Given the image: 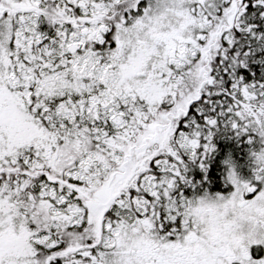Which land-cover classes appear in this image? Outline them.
Wrapping results in <instances>:
<instances>
[{
	"label": "rangeland",
	"instance_id": "rangeland-1",
	"mask_svg": "<svg viewBox=\"0 0 264 264\" xmlns=\"http://www.w3.org/2000/svg\"><path fill=\"white\" fill-rule=\"evenodd\" d=\"M25 1L28 4L27 0ZM226 1L142 0L143 4L138 10L128 15L122 24H117L116 31L113 33L101 24L86 25L78 29L77 33L74 31L76 29L68 27L65 29L70 33L69 40L61 32L60 43L58 39L56 42L48 43V40H53L49 38L54 32L52 26L48 24L47 32L35 31L41 43L46 44L42 47H39L40 43L35 38V34L29 32L37 27L31 14L16 12V27L10 22L12 15L7 16L6 29L9 32L6 30V36L14 42L11 52L18 56L40 51L45 58L43 61L19 62V67L13 66L12 63L6 64L0 81V164H9L15 162L17 157L27 156L33 150V144L37 140L47 145V136L55 146L68 149L79 144L81 135L82 155H79L78 162L66 164V167L75 168L67 175L68 179L91 183L96 178L104 177L112 164L121 165L123 162L121 154H116L119 155V159L115 157L111 161L106 157L105 147L102 144L107 142L114 149L115 143L101 136L97 128L112 125L115 131L119 132L131 127V123L135 120H132L129 114L127 115L130 110L126 108L136 101L135 99H138L141 104L145 102L149 108H146L148 114L156 106L165 103L173 92L171 88H168V84L173 81L176 71L183 70L190 61L198 57L199 43L204 33L208 34L209 18L212 17V20ZM126 2L128 0H63L62 7L67 4L74 5L80 23H84L90 20L89 17L94 18L97 11L101 16L109 15L114 6ZM30 4L41 5L39 0H32ZM132 7L134 8L133 4ZM233 12L234 7L231 5L227 11V20L233 17ZM109 32L106 40V34ZM73 41L77 42L75 47L69 44ZM97 45L100 46V51L97 50ZM107 46L109 48L105 50ZM3 50L4 47L1 46L0 53ZM40 52H37L38 58L43 56ZM61 52H63L62 55H60ZM110 55L115 56L109 61L103 60V57L110 58ZM68 56H74L75 59ZM241 91L244 96H247L246 89ZM141 109L139 107V115H141L140 120H143L144 112H141ZM133 113L136 114V111L133 110ZM41 118H46L49 126L47 131L44 129L42 132L43 136L39 137V134H32L30 131V123L37 122V126L32 131L36 128L40 129ZM87 119L97 127L93 135L96 142L93 148L98 150L97 153L91 152L88 148L86 135H89V122L80 126L76 137L74 127L62 134L56 133L57 130L66 129V126L75 120L79 130V125L85 123ZM254 129L256 130L255 127ZM103 134H106V131H103ZM254 134L256 149L259 150L260 143L262 145L259 151V157L262 158L260 162L256 161L258 156L256 150L253 161L257 166H264V123L260 131H254ZM147 139H155L154 145L160 144V149L167 144L164 133L153 137L149 135ZM153 147L150 145L144 148L143 145V151L138 152L137 160L126 165L129 173L127 172L124 178L113 182L111 189L113 195L128 183L130 174L137 172L142 158L151 154ZM167 151L164 149L161 154L167 157ZM69 160L71 162V159ZM22 163H24L23 160ZM254 171L252 169L251 175L255 173ZM89 177H91L90 181ZM24 182L25 179L21 178L16 185L13 180H10L0 189V264H35V251L30 246V242L36 250L42 248L44 252H50L48 254L50 259H56L58 251L47 249L46 246L63 244V248L60 249H64L63 258L66 264H79L76 257L79 246L74 245L76 242L74 235L66 231H58L62 229L61 225L65 230L81 228L85 219L83 208L74 206L75 204L64 196L53 199L55 187L51 186L48 197L58 205L44 207L32 205L34 202L27 204L31 202L30 200L26 203L24 200L21 202L20 199H23L25 195L18 188L24 185ZM165 182L170 183L167 180ZM226 183L230 189L228 194L220 195L210 191L212 194L207 193L190 204L187 214L191 221L198 224L207 222L206 209H209L212 215L221 213L225 205L229 207L235 202L238 193L247 186L248 180L240 176L230 165L227 169ZM7 190L9 191L6 192ZM146 190L151 193L149 188ZM35 192L39 194L41 190H35ZM66 193L69 194L67 191ZM74 209H77L78 213H74ZM139 209L141 210L140 206ZM50 212L53 216L60 212L62 223H56L51 218ZM97 218L98 216L95 217ZM134 222L138 223L141 230L147 229L146 224L138 220ZM134 228H137L136 224ZM49 229V233L44 232ZM105 229L101 239L102 246L113 252L117 251L121 258L129 247L128 231L110 227L109 224H106ZM64 242L67 243L66 248ZM52 261V264H60L58 260ZM117 261L118 259L115 258L105 264H115ZM38 264H51V261L47 262V258L44 257Z\"/></svg>",
	"mask_w": 264,
	"mask_h": 264
},
{
	"label": "trees",
	"instance_id": "trees-1",
	"mask_svg": "<svg viewBox=\"0 0 264 264\" xmlns=\"http://www.w3.org/2000/svg\"><path fill=\"white\" fill-rule=\"evenodd\" d=\"M244 2L242 13L228 30L224 10H220L213 23L210 22L209 34L202 42L199 56L185 69L176 72L177 81L165 103L156 106L150 114L146 112L145 103L141 104L139 100L126 108L130 110L127 115L136 125L129 132L134 136L127 139L126 145H134L135 135L142 130L137 114L133 113L140 104L141 112H144L143 133H152L149 126L157 123L168 140L162 149L155 142L158 145L153 148L159 152L137 181L139 191L126 190L108 215L115 216L126 210L122 200L127 199L129 205L135 206V201L143 199L156 201L158 211L168 218L189 197L194 198L206 189H221L225 161L247 165L245 160L250 159L249 155L255 149L252 141L256 136V121L264 118V0ZM132 4L134 8L139 7L141 0H128L114 6L111 14L104 15L111 33L129 12L135 10ZM220 26L223 29H219ZM242 89H246L247 96ZM104 127L106 139L114 143L119 133L112 125ZM93 129L94 125L90 124L89 141L91 150H97L93 148L96 146ZM159 129L153 133H159ZM103 146L108 148L107 142ZM164 149L175 150L177 154L165 157L161 154ZM151 181L161 184L155 187L153 194L146 192ZM85 191L88 193L89 189L85 188ZM92 197L99 199L98 194ZM79 243L81 246L94 245L97 257L99 251H104L99 238L87 239L81 235ZM79 259L81 263L89 262L90 256L81 254Z\"/></svg>",
	"mask_w": 264,
	"mask_h": 264
},
{
	"label": "flooded vegetation",
	"instance_id": "flooded-vegetation-1",
	"mask_svg": "<svg viewBox=\"0 0 264 264\" xmlns=\"http://www.w3.org/2000/svg\"><path fill=\"white\" fill-rule=\"evenodd\" d=\"M39 1L48 2V0ZM31 2L32 0H27L28 4H26L25 0H0V47H4L3 52L0 53V80L3 78L2 74L7 63H12L14 66L18 61L26 62L39 59L38 54L16 56L11 52L14 42L6 36L7 16L12 15L10 22L16 26V12L31 14L37 24V27L31 31L35 36L38 35L35 33L37 30V32H46L42 21L47 20L49 15L58 26H64L67 20L68 22L72 21L71 25L78 28L79 24L73 22L72 17L64 16L65 13H72L74 6L64 9L57 4L39 6L32 5ZM7 31L9 32V30ZM57 36L61 39L58 31ZM40 130L39 134L42 135L43 127ZM31 132L34 134L36 131ZM33 148L36 152L29 157L31 164L27 161L25 167L20 165L0 166V180L11 178V176H1L6 173H25L26 179L22 190L26 191V196L23 198L26 202L30 200L34 202L32 204H53L48 197V189L49 186L54 185L57 186L56 192H54L56 197L65 194L77 206H81L82 197L85 199V205H91L90 196L101 193V189L91 188L88 195L82 191L79 181L67 179V174L72 173L75 168L68 167L66 169L62 165L64 152L55 151L53 146L44 143L35 145ZM75 154L77 151H74ZM248 161L245 160L247 165L243 167L247 169V166H251V170L242 175L248 180V184L242 188L238 193V198L229 207L225 205L218 215H212L210 210L206 209L205 215L208 221L204 224L191 221L190 217L185 215H182L183 221L169 229L163 228L161 225L149 224L146 221L147 229H143L141 232L136 230L137 238L130 237L127 240L129 243L127 252L116 264H264V166H257L254 161ZM232 164L235 163L232 162ZM252 169L255 170V173L251 175ZM222 179L218 194L225 195L229 193L230 189L226 183V176ZM4 183L0 181V186ZM39 185L42 186L38 188ZM89 186L94 187L96 184L92 182ZM61 188L69 189L73 196L70 197L63 190L61 192ZM39 189L41 192L36 194L35 190ZM35 201H39V203H35ZM102 204L97 202L91 206L93 212L88 215L89 222L95 220L94 207L103 211L104 208L100 207ZM105 208L107 209V207ZM106 221L110 220L106 219ZM156 221L160 223V218ZM118 222L115 225L121 228L122 224L120 221ZM57 254V262L62 264L63 251L58 250ZM112 254L105 255L103 259L101 256L100 264H105L106 256ZM44 257L47 258V262L53 263L47 254ZM91 259L92 263L84 264H95L96 255H92Z\"/></svg>",
	"mask_w": 264,
	"mask_h": 264
}]
</instances>
